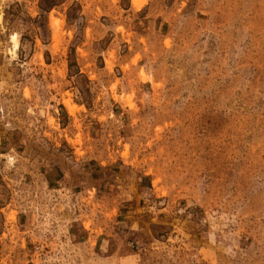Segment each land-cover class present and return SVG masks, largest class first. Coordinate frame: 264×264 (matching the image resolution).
I'll return each instance as SVG.
<instances>
[{
  "label": "rangeland",
  "instance_id": "374dc122",
  "mask_svg": "<svg viewBox=\"0 0 264 264\" xmlns=\"http://www.w3.org/2000/svg\"><path fill=\"white\" fill-rule=\"evenodd\" d=\"M0 264H264V0H0Z\"/></svg>",
  "mask_w": 264,
  "mask_h": 264
},
{
  "label": "trees",
  "instance_id": "16d2710c",
  "mask_svg": "<svg viewBox=\"0 0 264 264\" xmlns=\"http://www.w3.org/2000/svg\"><path fill=\"white\" fill-rule=\"evenodd\" d=\"M58 1H59V0H58ZM60 2H62V0H60ZM51 5H54V3H51ZM51 5H50V6H51Z\"/></svg>",
  "mask_w": 264,
  "mask_h": 264
}]
</instances>
